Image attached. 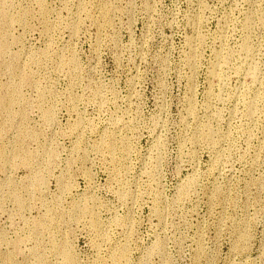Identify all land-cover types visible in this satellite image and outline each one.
I'll return each mask as SVG.
<instances>
[{"label":"rangeland","instance_id":"obj_1","mask_svg":"<svg viewBox=\"0 0 264 264\" xmlns=\"http://www.w3.org/2000/svg\"><path fill=\"white\" fill-rule=\"evenodd\" d=\"M0 264H264V0H0Z\"/></svg>","mask_w":264,"mask_h":264}]
</instances>
